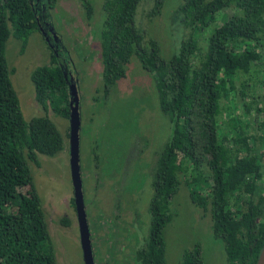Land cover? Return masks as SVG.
<instances>
[{"label": "trees", "instance_id": "1", "mask_svg": "<svg viewBox=\"0 0 264 264\" xmlns=\"http://www.w3.org/2000/svg\"><path fill=\"white\" fill-rule=\"evenodd\" d=\"M79 1L88 18V3ZM139 1L101 0L98 31L102 92L123 75V66L133 55L151 76L158 109L169 124L151 171L147 238L136 251L134 264H166L163 230L181 177L191 202L208 210L211 233L222 242L225 264H254L264 241V197L254 194L255 181L261 177L257 159L264 154V74L255 76L264 49V0H180L176 10L190 34L215 12L228 13L211 28L201 50L188 34L166 60L158 56L152 39L142 41L133 23ZM162 2L154 0L149 13L157 12ZM34 15L31 0H0V264H55L27 161L36 165L37 153L53 155L61 149V136L45 110L66 115L64 77L52 54L46 63L31 67L28 80L42 114L23 120L3 57L8 35L22 50L28 33L36 28ZM248 84H259L261 91L254 93ZM227 95L240 101L242 114L249 116L257 132L250 143L251 135L237 116L226 121L235 130L231 135L217 133L218 102ZM253 142L257 151L261 149L256 154ZM200 256L195 243L183 252L181 264H202Z\"/></svg>", "mask_w": 264, "mask_h": 264}, {"label": "rangeland", "instance_id": "2", "mask_svg": "<svg viewBox=\"0 0 264 264\" xmlns=\"http://www.w3.org/2000/svg\"><path fill=\"white\" fill-rule=\"evenodd\" d=\"M35 1L43 20L49 22L53 35L59 39L57 51L63 60H67L66 66L75 82L79 120L77 165L82 178L86 222L92 233L94 263L102 264L106 259L107 264H115L111 258L119 251L118 264H127L128 253L122 255L120 250L122 230L118 226L126 222L129 210L133 213L129 222L137 239L141 240L143 235H147L150 220L148 206L152 194L150 173L155 156L167 139L169 124L158 109L151 76L140 68L133 55L128 57L123 66V76L109 86L105 96L101 95L98 46L101 0H86L90 8L88 18L84 16L79 0H53L52 5H46L45 0ZM153 2L140 0L137 3L133 23L142 34V41L148 38L154 40L158 56L166 60L176 51L180 40L190 34V29L182 26L176 10L180 0H163L157 12L149 13ZM227 13V10L215 12L205 26L192 30L190 35L200 50L211 28L222 22ZM49 49L36 28L28 33L21 51L18 41L11 35L4 41L3 57L8 78L23 120L42 114L41 108L33 100L28 73L33 65L48 61ZM54 57L64 70L61 58ZM189 60L192 64L195 54ZM262 74L263 48L255 76ZM252 86L248 84L247 88L253 89L254 93L261 91L259 84ZM218 103L220 114L217 118V133L231 135L235 130L226 121L228 117L236 119L237 116L240 125L245 123L242 126L252 135L248 139L250 143L256 132L249 122V116L242 114L240 101L227 95L219 99ZM45 113L62 138L65 119L55 115L49 108ZM62 140L63 150L53 155L37 153L38 163L35 165L27 161V166L41 200L54 248L55 264H81L74 211L69 204L71 185L64 153L66 145ZM251 145L252 153H256L258 146L256 143ZM94 153L100 161L99 169L105 175L104 179H111L110 183L107 181L104 185L99 182L101 179L93 175L91 159ZM262 160L259 159L260 162ZM259 183L263 188L264 175ZM168 208L170 220L163 230L166 264H180L183 251L195 243L199 245L202 264H225L223 245L212 236L208 211L192 204L187 185L183 182L178 184ZM61 218H66L68 224L60 223ZM114 228H119L120 236L112 232ZM96 240L100 241V245L94 249Z\"/></svg>", "mask_w": 264, "mask_h": 264}, {"label": "flooded vegetation", "instance_id": "3", "mask_svg": "<svg viewBox=\"0 0 264 264\" xmlns=\"http://www.w3.org/2000/svg\"><path fill=\"white\" fill-rule=\"evenodd\" d=\"M46 1V0H45ZM46 5H52L51 3L49 4L47 1H46ZM31 6L33 7V10H34V16H35V23H36V29L38 31H40L41 35H42V38L44 40V43L47 47H49V54H52L54 60H55V56H59L62 60L61 63H63V67H64V70L61 69L62 71V76L64 77V83H65V90H66V85L68 83V78L71 79V82H73V85L75 84L74 82V79L72 78L71 74L69 73L68 71V68H67V60H63L62 56H60V54L58 53V43L57 41H59L58 37L57 36H54L52 34V30H51V26L49 24V22L47 21H44L43 20V17L40 13V10H39V7L36 5V1L35 0H32L31 1ZM227 16V15H226ZM225 18V17H224ZM142 36V34H141ZM145 41V40H144ZM154 41V40H153ZM64 57V56H63ZM55 63H56V60H55ZM58 64V63H57ZM123 76V75H122ZM121 76V77H122ZM99 78H100V73H99ZM120 78V77H119ZM75 89V94H76V87H74ZM102 96H105L106 95V92L101 94ZM92 100V99H91ZM65 105H66V115L65 116H62L60 114H57V113H54L55 115H58L62 118L65 119L66 121V126L63 130V136L62 138L64 139L65 141V145L66 147L64 148V153L66 155V163H67V167H68V162H67V159H68V118H67V113H68V109H67V94H66V97H65ZM77 96H76V113H77V130H76V152H77V144H78V132H79V120H78V112H77ZM59 117V118H60ZM251 123V122H250ZM252 124V123H251ZM256 132V130H254ZM80 133H82V131L80 130ZM257 134V132H256ZM251 135V133H250ZM252 136V135H251ZM61 138V142H63ZM253 143H256V142H253ZM257 145V143H256ZM61 149L63 150L62 146H61ZM60 149V150H61ZM59 150V151H60ZM261 150V149H260ZM258 150V151H260ZM257 151V152H258ZM57 152H55L56 154ZM93 153V151H92ZM252 154H256V153H252ZM156 157V156H155ZM263 158V160L260 162L259 159L261 160ZM92 168L94 169V173L93 175H95V178L96 179H101L99 182H103L104 185L107 184V181L110 183L111 179H104L105 178V175L102 174V171L101 169H99V166H100V161L98 159V156L97 154H92ZM90 160V161H91ZM257 164L259 165V172L261 173V177L259 179H257L255 181V187H254V194H261L263 197H264V187L262 188L260 186V179L263 177L264 175V154L259 156V158L257 159ZM78 166V165H77ZM152 171V170H151ZM151 174V173H150ZM78 175L80 177V182H81V194H82V201H83V191H82V178H81V175L79 174V168H78ZM151 177H152V174H151ZM181 182L184 183V180H183V177L180 178L178 184ZM98 182V183H99ZM150 184H151V181H150ZM185 184V183H184ZM70 185H71V181H70ZM95 186V185H94ZM178 186V185H177ZM259 187L261 188V190H259ZM258 190V192H257ZM188 191V189H187ZM189 197V196H188ZM190 199V198H189ZM191 201V200H190ZM71 208L73 209L74 211V219H75V225H76V231H77V235H78V230H77V219H76V213H75V208H74V204H73V191H72V185H71V201L69 202ZM193 204V203H192ZM83 207H84V204H83ZM197 207V206H196ZM85 211V210H84ZM149 211V209H148ZM208 211V210H207ZM149 216H150V212H149ZM126 222H121L120 225L118 227H120V229L122 230L121 232V241H122V246L120 247L121 249V254L124 255V253H128V256H127V264H134V259H135V254H136V251L141 248L143 246V244L146 242V238H147V235H143V238H141V240H138L137 239V234L133 231L132 229V225L131 223L129 222L131 220V218L133 217V213H131V211L127 210V213H126ZM85 218H86V214H85ZM150 221V220H149ZM60 223H62L63 225H67L68 224V220L66 218H61L59 220ZM66 222V223H64ZM143 225V224H142ZM88 227V226H87ZM118 229L119 228H114L112 229V232L117 235V236H120L119 235V232H118ZM115 231V232H114ZM88 232H89V241H90V247H91V255H92V258L93 256L95 255L94 253V250H93V247H92V233L90 232V229L88 228ZM112 233V235H113ZM132 237V239H131ZM131 239V241H130ZM139 241V242H138ZM79 242V240H78ZM95 248L94 249H97L98 246L100 245V241L99 240H96L95 241ZM79 250H80V263L83 264V260H82V255H81V249H80V245H79ZM187 250V249H186ZM184 252V251H183ZM119 251H116L115 252V255L111 258L113 261H115V264H118V255H119ZM113 255V254H112ZM116 257V258H115ZM104 258V257H102ZM224 260H225V256H224ZM93 264L94 263V260H93ZM102 264H107V261L105 259V261L102 262ZM181 264V263H180Z\"/></svg>", "mask_w": 264, "mask_h": 264}, {"label": "water", "instance_id": "4", "mask_svg": "<svg viewBox=\"0 0 264 264\" xmlns=\"http://www.w3.org/2000/svg\"><path fill=\"white\" fill-rule=\"evenodd\" d=\"M66 94L68 109V175L70 176L73 191V204L77 219L78 240L81 249L83 264H93L89 241V232L82 201L81 182L80 177L78 175L77 166L76 130L78 122L75 108L76 94L73 82H71L70 78H68V83L66 85ZM254 264H264V241Z\"/></svg>", "mask_w": 264, "mask_h": 264}]
</instances>
